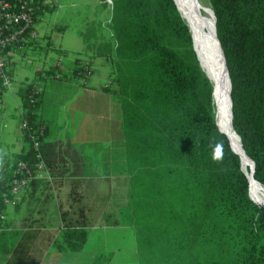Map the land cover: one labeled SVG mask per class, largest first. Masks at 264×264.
I'll use <instances>...</instances> for the list:
<instances>
[{
  "label": "trees",
  "instance_id": "1",
  "mask_svg": "<svg viewBox=\"0 0 264 264\" xmlns=\"http://www.w3.org/2000/svg\"><path fill=\"white\" fill-rule=\"evenodd\" d=\"M38 3L36 16L41 14ZM111 3L107 42L95 30L82 34L86 51L114 65L102 90L120 107L123 141L110 150L117 161L106 165L121 167L128 176V204L118 211V219L103 215L101 225L131 227L140 264H264V204L251 199L240 157L216 124L213 85L199 66L189 28L174 1ZM207 3L230 80L231 125L253 162L254 180L264 188V0ZM50 38L31 51L65 55L54 49ZM91 39L102 41L106 51H98L99 42L91 48ZM53 67L46 75L63 78V67ZM70 71L75 79L86 80L91 59L76 55ZM38 76L16 91L27 124L25 148L0 164L10 169L0 173V212L6 209L2 193L12 179L10 167L23 162L35 168L40 153L51 168L59 154L45 141ZM216 146L222 153L219 159L212 158ZM40 182L32 179L27 189ZM76 187L75 209L62 213V240L70 251L79 252L87 240L89 218ZM2 221L0 253L11 254L7 264H36L24 257L23 244L14 247L20 232L2 231Z\"/></svg>",
  "mask_w": 264,
  "mask_h": 264
},
{
  "label": "crops",
  "instance_id": "2",
  "mask_svg": "<svg viewBox=\"0 0 264 264\" xmlns=\"http://www.w3.org/2000/svg\"><path fill=\"white\" fill-rule=\"evenodd\" d=\"M60 1V10L50 15L53 16L56 13L55 17L59 26L49 31L43 25L45 36L53 37L57 34V37L63 40L66 30L75 29L78 34L80 33L84 46L81 51L75 50L73 55L91 59V72L86 80L72 77L70 69L74 59L63 62V58H66L69 51L54 43L56 37L50 38L53 40L54 49L64 51L65 55L58 56L54 50H50L46 55H40L36 51L28 52L27 56L39 61L37 68L33 71L32 80L38 73L40 74L37 79V87L42 94L39 117L47 128L45 141L59 154L51 168L44 161L51 180L38 179L41 181L40 186L31 187L15 198L16 202H19L17 207L14 204L8 208L6 206L3 212L2 231L20 232L18 236H15L13 245L17 247L23 244L27 250L24 257L32 259L36 264H92L91 261L99 256L116 257L125 251L124 243L127 242L130 247L134 241L133 236L135 237L131 227L105 226L101 225V219L93 222L89 218L92 206L94 204L103 206L104 203H109L104 199L108 201L111 194H116L119 199V204L114 206L120 207L128 201V176L121 167L116 170L106 165L117 161L116 158L111 157L110 150L116 144L120 146L123 141L121 111L111 93L102 90L109 81L105 60L86 51L82 35L83 29H87L91 23H101L102 13L99 12L102 9L101 5L99 9H95L85 3V9L81 8L72 12L69 7L73 6L74 2L77 4L76 0H59V3ZM100 3V1L97 2V4ZM49 55L50 57L55 55L57 59L53 64L46 66L45 62H51L47 60ZM60 60L63 62L61 73L64 77L47 76L46 72L54 70L53 66ZM16 64V62H10L13 77ZM25 66L30 68L31 62ZM18 86L12 90L13 97L17 98L14 105L7 108V102L1 101L0 124H5V119L14 123L12 129L3 135L7 128L5 124L6 128L2 132L0 164L12 161L25 148L22 134H19L17 130V123L22 117L16 93ZM5 92L0 95V100ZM118 162L121 163L120 157ZM75 183L76 191L82 196L89 218V226L86 227L87 240L79 252L70 251L62 240V213L75 209L73 201ZM106 210V207H103L99 216L105 215ZM126 233L131 234L130 240L126 239ZM10 257V253H0V264H7ZM81 257L86 261L81 262Z\"/></svg>",
  "mask_w": 264,
  "mask_h": 264
},
{
  "label": "built area",
  "instance_id": "3",
  "mask_svg": "<svg viewBox=\"0 0 264 264\" xmlns=\"http://www.w3.org/2000/svg\"><path fill=\"white\" fill-rule=\"evenodd\" d=\"M37 0H0V91L9 90L13 81V75L9 62H15V58L25 59L33 46L44 45L45 32L42 26L47 16L57 11L60 7L59 0H39L41 8L40 16H36ZM111 3V1L109 0ZM7 56H10L8 60ZM64 62V61H63ZM62 60L55 65L61 67ZM6 125L0 124V142ZM27 128L23 117L17 123V130L22 134ZM35 148L38 143L33 142ZM38 162L35 168L18 162L12 168L13 174L9 186L2 193L4 205H13L15 198L27 190L32 179L51 180L48 168L40 153H37ZM9 168L0 166V173L8 172ZM3 220V212H0V222Z\"/></svg>",
  "mask_w": 264,
  "mask_h": 264
},
{
  "label": "rangeland",
  "instance_id": "4",
  "mask_svg": "<svg viewBox=\"0 0 264 264\" xmlns=\"http://www.w3.org/2000/svg\"><path fill=\"white\" fill-rule=\"evenodd\" d=\"M98 1H100L101 3L97 4ZM76 2H77V4H75V2H74L73 6L69 7L70 11L75 12V11L80 10L81 8L85 9V7H86L85 3L88 4L89 7H91V8L95 7V9L96 8L99 9V7L101 5L102 9L99 10L100 14L102 13L101 19H100L101 23H99V24L98 23H91V25L87 29H83V31H87L88 33L91 34L92 30H95L96 35L104 38L103 42H107V40L110 38L109 28H110L112 3H110L109 0H76ZM199 2L201 4V6L206 7L207 9H210V7L207 3V0H200ZM94 4L96 6H94ZM60 8H61V1H60V7L58 8L57 12L60 10ZM55 14L53 16H50V14H49L47 16V18L44 20L43 25L46 26L47 30H49V31L52 30L53 28L57 29L59 26L57 21H56ZM201 14H203V13L201 12ZM213 21H214V17H213ZM55 33H56V31H55ZM79 34L75 31V29L71 28V29L66 30L63 40L60 37L58 38L57 34L53 35V38L56 37L54 39V43H56L57 45H60L61 48H64V49L69 51V53H67L68 55L66 56V58H63L64 62L69 61V60L72 61V59H74L76 56V55H73V52H75V50L81 51V48L84 46L82 43V38H80ZM97 42H99V41L91 39V41H90L91 48L93 46H94V48H96ZM103 42L101 41L98 43V46H99L98 51L99 52L106 51L104 48ZM89 53H90V51H89ZM48 58H47V60H50L51 62H45L46 66L49 64L51 65V63L53 64L55 59H57V57L55 55L54 56L52 55V57H50V55H49ZM15 62L17 64H16L15 69H14L15 73H14L13 81H12L10 89L7 90V92H5L2 95V98L0 100V109L2 107L1 106L2 100L7 102V108L10 107V105H14L15 101H17V98L13 97L12 90H15L16 86H18L19 83L24 81V80L31 81L34 78V72L33 71H34V69L37 68V66L39 64L38 63L39 61L37 59H34L33 57H31L29 55L25 59L15 58ZM29 62H31V67L27 68L28 66H25V65L29 64ZM105 63H106L107 68H108V72H109L108 78H109L110 73L114 71L113 70L114 65H113V62H106L105 61ZM88 76H89V74L86 73L85 78H88ZM214 95H215V93H214ZM47 96H48V92H47ZM0 122H1V120H0ZM4 123L7 125V128L4 130L3 135L6 134L7 131L12 129L14 122L10 123L8 119H5ZM216 124H217V122H216ZM15 127H16V125H15ZM219 130H220V128H219ZM104 200L106 202H109V203H104L103 206L99 205V204H94L92 206V209L89 212V218L91 219V221L96 222V221H98V219H102L105 216V215L99 216L102 213L103 207H106V209H107L105 211L106 214H109V213L112 214L111 216L108 217V220H112L114 218L118 219V218H120L118 211L121 210L123 207H125L128 204V201H127L126 204H122L120 207L118 205L114 206L115 204H119V199H118L116 194H111L110 198H108V201L106 200V198ZM11 206L12 205L9 204V205H7V208L11 207ZM126 236H127V238H126L127 240L131 239L130 233H126ZM133 238H134V241H133L132 245L130 244V247H129V244L127 242H125L124 243V245L126 246L125 251L119 253V255H117L116 257L113 255H111L109 257L99 256L95 260L91 261L92 264H140V261H139L140 256H139V252L137 250L136 239L134 236H133ZM83 257H84V255H83ZM84 261H86V259H83L81 257V262H84Z\"/></svg>",
  "mask_w": 264,
  "mask_h": 264
},
{
  "label": "bare ground",
  "instance_id": "5",
  "mask_svg": "<svg viewBox=\"0 0 264 264\" xmlns=\"http://www.w3.org/2000/svg\"><path fill=\"white\" fill-rule=\"evenodd\" d=\"M182 19L193 37L201 64L211 78L215 93L216 122L229 139L230 146L241 158V168L249 181V193L258 203H264V188L254 180L250 161L243 154L240 142L230 122V84L225 72L220 48L215 38L211 9L201 6L200 0H174ZM201 12L203 14H201Z\"/></svg>",
  "mask_w": 264,
  "mask_h": 264
},
{
  "label": "water",
  "instance_id": "6",
  "mask_svg": "<svg viewBox=\"0 0 264 264\" xmlns=\"http://www.w3.org/2000/svg\"><path fill=\"white\" fill-rule=\"evenodd\" d=\"M174 1V0H173ZM174 3H175V1H174ZM175 5H176V3H175ZM176 8H177V10H178V7H177V5H176ZM179 11V10H178ZM212 11V10H211ZM212 14H213V12H212ZM182 17V16H181ZM213 17H214V14H213ZM187 25V24H186ZM214 25H215V19H214ZM190 35H191V33H190ZM215 38H216V41H217V43H218V46H219V48H220V52H221V56H222V59H223V64H224V68H225V72H226V75H227V77H228V80H229V75H228V72H227V69H226V65H225V61H224V57H223V53H222V50H221V47H220V44H219V42H218V39H217V36H216V32H215ZM191 39H192V47H193V51L195 52V55H196V58H197V60H198V63H199V66H200V68H201V70L205 73V75L207 76V78L209 79V80H211V78H210V76L208 75V73H207V71L204 69V67L202 66V64H201V60L199 59V57H198V54H197V51H196V49H195V45H194V42H193V37H192V35H191ZM229 84H230V80H229ZM230 91H231V87H230V89H229V94H230ZM230 96V95H229ZM231 119H232V112H231V99H230V122H231ZM232 126V125H231ZM221 132V131H220ZM223 133V132H222ZM237 135V134H236ZM228 138V137H227ZM237 138H238V140H239V137L237 136ZM240 147H241V144H240ZM232 149V148H231ZM241 149H242V147H241ZM242 152H243V150H242ZM236 153V152H235ZM237 154V153H236ZM243 154L245 155V153L243 152ZM237 155H239V154H237ZM246 156V155H245ZM240 157V156H239ZM246 158L250 161V165H251V173L253 174V167H254V165H253V162L246 156ZM240 161H241V158H240ZM242 169V168H241ZM243 171V170H242ZM244 172V171H243ZM245 174V173H244ZM246 175V174H245ZM247 177V176H246ZM249 182V181H248ZM257 182V181H256ZM250 196V195H249ZM252 199V198H251ZM262 204H264V203H262Z\"/></svg>",
  "mask_w": 264,
  "mask_h": 264
},
{
  "label": "clouds",
  "instance_id": "7",
  "mask_svg": "<svg viewBox=\"0 0 264 264\" xmlns=\"http://www.w3.org/2000/svg\"><path fill=\"white\" fill-rule=\"evenodd\" d=\"M221 155H222V153H221L220 147L219 146H216L214 148V150H213L212 158L213 159H219V158H221Z\"/></svg>",
  "mask_w": 264,
  "mask_h": 264
}]
</instances>
